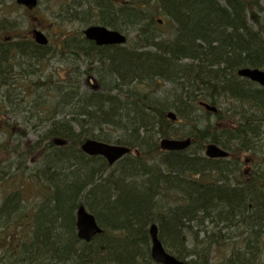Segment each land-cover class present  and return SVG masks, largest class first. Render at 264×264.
<instances>
[{
	"label": "trees",
	"instance_id": "16d2710c",
	"mask_svg": "<svg viewBox=\"0 0 264 264\" xmlns=\"http://www.w3.org/2000/svg\"><path fill=\"white\" fill-rule=\"evenodd\" d=\"M97 1L98 9L114 3ZM117 8L111 16L103 13L100 23L124 28L128 40L133 33L128 46H97L83 35H64L55 47L41 46L16 34L17 20L0 19V115L19 111L29 123L25 104L38 95L49 123L26 151L20 143L12 146L11 156L20 161L37 153L40 168L31 174L42 183V199L24 234L21 218L29 212L22 213L21 189L0 205L3 225L17 213L1 243V261L157 264L149 234L155 223L165 249L188 264H264V87L236 77L241 67L264 69V0H121ZM159 22L171 23L168 35L158 34ZM55 56L65 73L55 79L37 76ZM88 75L97 77L96 90L84 89ZM81 90L89 94L86 100L77 97ZM88 100L111 101L117 116L98 108L107 125L88 130ZM202 102L216 106L217 113ZM197 109L204 111V123L197 120ZM170 111L176 119L167 116ZM87 138L131 151L110 165L102 156L71 148V142L80 146ZM165 138H192V145L163 150ZM208 143L220 145L229 157L202 154ZM245 154L252 171L243 172ZM6 174L1 165V183ZM61 175L64 185L55 182ZM80 205L104 230L90 242L77 235ZM13 233L20 235L16 249Z\"/></svg>",
	"mask_w": 264,
	"mask_h": 264
},
{
	"label": "rangeland",
	"instance_id": "374dc122",
	"mask_svg": "<svg viewBox=\"0 0 264 264\" xmlns=\"http://www.w3.org/2000/svg\"><path fill=\"white\" fill-rule=\"evenodd\" d=\"M113 1L116 4V7H119L121 0ZM81 4H85V6L81 7ZM86 10H88V12H86ZM69 13L72 15L68 18L67 16L70 15ZM91 15L92 23L89 25H103L98 21V9L96 4L94 1L90 2V0H38L37 5L33 8L19 6L16 4L15 0H0V19L9 18L11 20H17L18 23L21 24L20 28L16 30V34L33 39V30L39 29L43 31L49 38L50 45H52V47H55L57 43L62 42L64 35H83L84 28L89 25H85V22H82L81 19L82 17L89 18ZM155 19L163 21V15L156 14ZM158 25L159 35H168L170 29L172 28L170 22H159ZM106 27L112 29L108 26ZM118 31H121L124 34L127 33L124 28ZM132 36L133 33L130 34L129 40L127 39L129 44L126 43L124 44L125 46L130 45V38L132 40ZM58 61L61 62L60 57L55 56L54 60L50 61V63H43L42 68L39 69L37 76L43 75L46 76V78L51 77L55 79L57 76L63 75L65 70ZM62 64L65 65L64 63ZM66 77L67 75L64 76L63 79ZM88 77H90V75L83 77L84 89L89 91L96 90L97 77L92 75L91 78L88 79ZM167 86L168 85L166 84V89ZM160 94H162V92ZM43 95L48 103L52 102L51 95ZM37 96H30L27 99L30 100L28 101L29 104H25L26 110L29 111V114L27 113L28 116H26L30 118L29 123H26L22 118V115L26 113H20L19 111L6 114L8 113V110H6V112H4L5 115H0V143L2 141L5 143L4 148H2L0 144V168L1 165H4L5 170L8 171V174L6 175H13L10 176L12 179H9V177L6 176V180L3 183L0 182V205L10 193L21 189L24 196L22 199V213L29 212L28 215L25 214V216H22L21 218V234H24L26 229L31 224L29 219L31 212L36 207V205L41 202L42 199L41 193H39V187L42 185V183L36 180L31 174L34 169L36 170L37 168H40V163L38 164L39 157L37 156V153L33 154V156L31 155V158L28 156L24 160L22 159L24 161L23 162L15 156H11L10 152L12 151V146L18 145L19 143L21 151H26L27 146L36 142L39 139L40 134L44 132L49 126L48 121L43 120V105L37 104V101H40L39 103H41L43 96H40L41 100H36ZM35 105L37 106V110L35 109ZM224 106H226V104ZM47 114L49 113L47 112ZM195 116H197V120H199V122L204 123L206 115L202 109H197ZM7 124H10V127H7ZM9 130L13 134L17 135V137H14L15 135L11 137ZM22 131L25 132L24 135L22 134ZM190 139L192 140V138ZM59 142L60 141H58V143ZM192 148L198 150V147L195 145H193ZM138 149H141V147H138ZM202 154H205V147L202 151ZM242 158L244 161L242 166L243 172H246L247 170L252 171L255 167L253 166V163L248 161L249 154H245ZM18 213L20 214L21 210H19ZM16 217L17 213L9 215L6 219L7 224L5 225H3L5 221L0 219V256L4 254L1 243H3L6 235L9 233V220H15ZM13 230H15V228ZM14 235L15 233H13V236ZM19 237L20 235H17L12 238V240L15 242V249L19 244ZM0 264H5V262L1 261V257Z\"/></svg>",
	"mask_w": 264,
	"mask_h": 264
},
{
	"label": "water",
	"instance_id": "95a60500",
	"mask_svg": "<svg viewBox=\"0 0 264 264\" xmlns=\"http://www.w3.org/2000/svg\"><path fill=\"white\" fill-rule=\"evenodd\" d=\"M20 5L28 8H33L37 5V0H16ZM84 35L87 39L95 41L97 45L121 44L124 45L127 41L125 34L108 29L102 25H91L84 30ZM35 41L41 45L48 44L46 35L38 29L33 31ZM241 74L248 76L251 80L264 85V71L258 69L245 68L240 71ZM206 108L215 111L206 103H202ZM167 116L171 119H176L177 115L170 111ZM191 144V139L179 140L168 139L161 140L160 146L165 150H183ZM82 150L89 155H100L107 159L110 165L116 163L124 154L130 152V148L125 145L107 144L96 139L87 140L82 144ZM205 153L210 158L227 157L228 152L217 144L209 143L206 145ZM76 227L77 235L80 239L90 242L97 234L103 230L100 227L96 216L87 210L85 205H80L76 212ZM151 234V256L152 259L159 264H187L184 261L178 260L173 255L169 254L158 237V229L153 225L150 229Z\"/></svg>",
	"mask_w": 264,
	"mask_h": 264
},
{
	"label": "bare ground",
	"instance_id": "6f19581e",
	"mask_svg": "<svg viewBox=\"0 0 264 264\" xmlns=\"http://www.w3.org/2000/svg\"><path fill=\"white\" fill-rule=\"evenodd\" d=\"M92 1H94V3L96 4V6H97V9H98V6H99V2L97 1V0H90V2H92ZM118 8L116 7V5H115V3H113L112 5H107V8H105V9H98V21L99 22H103V20H105L104 19V16H103V13H107L109 16H111V14L113 13H115V12H117L118 10H117ZM112 14V15H113ZM92 18V15L88 18V19H90V20H92L91 19ZM86 25H88V24H86ZM89 26H91V25H89ZM89 26H87V27H89ZM86 27V28H87ZM86 28H84V30L86 29ZM84 30H83V35H84ZM85 36V35H84ZM263 37H264V35H263ZM245 68H249V69H258V70H261V71H264V69L263 68H259V67H250V66H245V67H241V68H239V69H237V71H236V77L237 78H239V79H241V80H250V81H252V82H255V81H253V80H251L248 76H246V75H243V74H241L240 73V71L242 70V69H245ZM255 83H257L260 87H264V85H262V84H259L258 82H255ZM88 96H89V94L87 93V92H85V91H83V90H81V91H79L78 92V94H77V97L78 98H81V99H84V100H86L87 98H88ZM261 103L262 104H264V93H262L261 94ZM208 105H210V106H212V107H215V111H213V110H210V109H208V108H206V110L208 111V112H211V113H213V114H215V113H217V111H218V108L216 107V106H214V105H211L210 103L208 104ZM84 108H85V114H86V117H87V119H88V121H87V129L88 130H90V131H98L102 126H105V125H107L103 120H102V118H100L99 117V115H98V113H97V111L100 109V111L101 112H104V113H108V114H112L114 117L115 116H117L116 115V113H115V110H114V108H113V105H112V103H111V101H108V102H102V100H99V101H91V100H88V101H85L84 102ZM99 108V109H98ZM260 124H263L262 122L260 123ZM264 125V124H263ZM103 129H105L104 127H103ZM262 130V132L261 133H263V131H264V128H262L261 129ZM104 131H106L105 133H107V135H108V130H104ZM91 139H93V138H87L86 140H84L81 144H80V146L78 145L77 146V144H74L73 142H75V141H73V142H71L70 144H71V148H73V149H77V148H79L82 152H83V150H82V144L85 142V141H87V140H91ZM98 140V139H97ZM101 142H104V143H107V144H116V143H113V142H110V141H101ZM75 143H77V142H75ZM219 147H221L220 145H218ZM222 149H224L223 147H221ZM224 150H226V149H224ZM85 155H88V154H86V153H84ZM127 154H129V153H127ZM127 154H124L123 156H122V158L123 157H125ZM122 158H120V160L122 159ZM210 158V157H209ZM236 172V175H239V172H237V171H235ZM55 182L58 184V185H64V176L63 175H61V176H59L57 179H55ZM100 225V224H99ZM153 225H155L156 227H157V229H158V226H157V224H155V223H153V224H150L149 225V234H150V229H151V227L153 226ZM100 227L102 228V230H103V227L100 225ZM104 231V230H103ZM102 231V232H103ZM101 232V233H102ZM100 234V233H99ZM98 235V234H97ZM158 237H159V229H158ZM188 237H191V234H188ZM150 238H151V234H150ZM160 239V238H159ZM139 240L142 242V243H144L145 242V238H144V236H141L140 238H139ZM161 241V240H160ZM162 242V241H161ZM163 244V243H162ZM151 245H152V243H151ZM187 246V252H190V251H192L191 250V248H190V246L189 245H186ZM151 247V246H150ZM243 254V253H242ZM243 256V255H242ZM157 264H159V263H157Z\"/></svg>",
	"mask_w": 264,
	"mask_h": 264
}]
</instances>
